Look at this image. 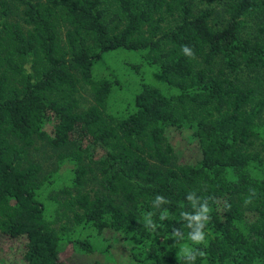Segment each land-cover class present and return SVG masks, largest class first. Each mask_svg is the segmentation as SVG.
I'll use <instances>...</instances> for the list:
<instances>
[{
	"label": "trees",
	"instance_id": "obj_1",
	"mask_svg": "<svg viewBox=\"0 0 264 264\" xmlns=\"http://www.w3.org/2000/svg\"><path fill=\"white\" fill-rule=\"evenodd\" d=\"M9 1L26 27L0 20V244L21 242L6 264H69L67 244L90 253L102 233L130 244L131 264H185L184 244L204 253L195 264H264V0ZM8 10L0 0V17ZM116 50L159 85L138 80L123 95L97 74ZM36 140L64 149L65 174L43 183L39 164L22 161ZM183 146L193 162L177 161ZM92 171L100 189L82 192ZM51 186L65 211L48 206ZM190 192L211 208L201 245L180 217L196 211Z\"/></svg>",
	"mask_w": 264,
	"mask_h": 264
},
{
	"label": "rangeland",
	"instance_id": "obj_2",
	"mask_svg": "<svg viewBox=\"0 0 264 264\" xmlns=\"http://www.w3.org/2000/svg\"><path fill=\"white\" fill-rule=\"evenodd\" d=\"M208 2L210 5H215L219 8V3L221 0H203ZM8 4V12H6L4 17H0V20H7L8 22L18 21L17 16L18 9L15 10L13 4L9 0H5ZM19 24L25 28L20 21ZM65 31L64 28L60 29V35ZM97 74L104 75L113 74L119 81L120 87H122V94H125V91L135 89L136 83L138 80H144L149 83L158 84L159 77L156 75L154 70L145 64H143L138 55L132 52L124 50H116L112 53L104 56L103 64H97ZM23 68L25 70H30L28 67V61L24 63ZM121 96L118 93L117 96ZM91 98L85 89L80 90V106L85 107L91 104ZM187 133V132H186ZM185 136V135H184ZM98 155V150L95 149ZM64 149L62 148H53L49 146L46 142L36 140L32 146H30L23 155L22 161L26 163L31 161L37 163L40 166L39 178L42 179V182L45 183L46 179L50 177H55V175L64 173L63 170L68 166V162L63 157ZM177 161L179 163L183 162H193L194 151H186L183 147H179V150L176 154ZM95 173V171H94ZM93 171L90 174H87V180L81 189L82 192L91 193L95 190H99V181L94 176ZM48 206L53 208L56 207L58 212L65 211L63 208V198L64 195L57 192V190L51 186L50 191L45 195ZM49 198H54L53 201H49ZM57 201L58 204H55L54 201ZM45 201V202H46ZM62 217V216H61ZM63 224V225H61ZM58 225L63 227L62 229L70 233L73 230L70 221L65 218L58 220ZM74 231L73 234H75ZM102 241L96 238L93 241V250L92 252H74L70 244H67L60 253L62 259L67 261L69 264H131V261L128 257L127 250L130 246L126 240L120 238L115 233H102ZM21 250V242H5L0 244V264H6L9 259L15 258Z\"/></svg>",
	"mask_w": 264,
	"mask_h": 264
},
{
	"label": "clouds",
	"instance_id": "obj_3",
	"mask_svg": "<svg viewBox=\"0 0 264 264\" xmlns=\"http://www.w3.org/2000/svg\"><path fill=\"white\" fill-rule=\"evenodd\" d=\"M182 52L185 54V56L188 57L194 56L192 50L187 46L182 47ZM254 195L255 192L253 191L251 195L245 199L246 205L252 202L251 196ZM156 200L158 203L164 202L161 199V196L159 195L156 197ZM187 200L189 201L191 207L193 209H196V211L192 215H189L187 212H183V211L180 214L182 220L189 221L187 225V229H190V231H188L187 239L190 240L194 245L204 244L206 240L205 228L207 223L210 221V213H211V208L209 206L208 198L197 199L196 193L190 192L187 195ZM153 215L154 212H150L146 217V227H149L151 229L155 228V224L152 222L151 219ZM159 219L160 220L168 219V213L166 209L163 212H161ZM172 237L176 242V244H178L181 240L185 239L184 233L177 228L173 229ZM180 255H181V259L185 262V264H195L197 260V256L198 255L203 256L204 253L200 252L198 249H194L188 244H184L180 248Z\"/></svg>",
	"mask_w": 264,
	"mask_h": 264
}]
</instances>
